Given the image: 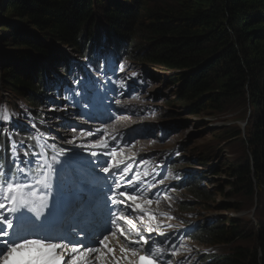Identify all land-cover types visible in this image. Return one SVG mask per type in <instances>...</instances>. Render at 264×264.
<instances>
[{
	"label": "trees",
	"instance_id": "1",
	"mask_svg": "<svg viewBox=\"0 0 264 264\" xmlns=\"http://www.w3.org/2000/svg\"><path fill=\"white\" fill-rule=\"evenodd\" d=\"M103 45L124 62L171 74L168 79L180 86L177 99L188 107L198 101L189 107L198 116L228 113L243 120L247 127L229 132L236 140L243 136L244 153L224 167L225 185L234 196L264 194L259 192L264 187V0H0V108L2 92L16 98L11 106L23 100L39 109L42 97L57 91L49 85L53 70L71 71L70 58L57 48L89 61ZM141 60L144 65L137 63ZM90 64L101 70V63ZM31 142L37 155V138L24 128L9 134L0 112L2 183L7 169L16 178L11 156L23 159ZM49 156L51 162L56 158ZM52 164L59 168L57 160ZM181 189L196 200L208 201L214 194L192 180ZM218 193L231 195L223 188ZM222 207L243 211L237 203ZM213 221L201 224L195 235L215 249L203 264H264L262 220L256 225L248 218Z\"/></svg>",
	"mask_w": 264,
	"mask_h": 264
},
{
	"label": "rangeland",
	"instance_id": "2",
	"mask_svg": "<svg viewBox=\"0 0 264 264\" xmlns=\"http://www.w3.org/2000/svg\"><path fill=\"white\" fill-rule=\"evenodd\" d=\"M57 50L66 56L68 55V57L75 56L72 52L69 54L70 50L65 48H57ZM97 52L98 55L94 60L97 63H101V70L97 68L93 70L88 67V64L81 62L83 69L92 76L87 83L75 64L67 76H61L59 71L54 69L53 74L50 76V81L51 83H56V78H59L61 83L56 86L57 91L54 94L48 93L47 96L42 97L39 109L28 108L29 106L23 100H18L16 105L10 106L16 98L3 93L6 104L12 108V116L10 118L12 121L19 120V126L24 125L31 128L35 120L38 123L37 127L43 129L45 134L39 141L43 145L50 147H53V142H55L56 152L64 160L65 164V171L62 173L64 175L69 174L71 180L68 190L65 191L63 189L64 192L67 193L78 188V185L71 179V172L67 169L69 167L78 168L77 164H73V151L80 153L82 156H88L90 159V152L95 149L91 147L92 145H97L101 142V144H107L110 148L109 142L131 134V142H134L131 145V149L134 151L133 154L141 158L142 164L146 165L148 170L147 173L143 169L138 168L139 178L144 179L154 176L156 185L168 191L167 194L160 193L155 198L157 204H151L153 205L152 212L155 215L153 222L166 229L172 236L178 237L175 233L182 227L180 221L192 219L189 212L181 209L182 203H188L187 207L192 208V212L198 213L204 221L210 219H212V222H214L213 220L226 221L227 218L241 217L246 214L254 224L257 222L255 219L256 215H259V221L262 220L264 222V194L260 196L257 194L253 198L234 196L230 185H225L228 177L222 174L224 167L230 166L243 158L244 149H242L240 143L243 136L239 135L236 140V138H231L232 136L229 132L235 133V128L247 127L245 122L240 118L236 119L235 115L228 113L214 114L215 112H204L206 113L204 116H198L191 112L190 109H185L188 107L186 102L178 101L176 95L180 91V86L172 83L167 77L171 76V74L165 75V72L160 67L152 66L144 69L126 61L119 64L120 61H124L123 58H120V56L114 57V54L109 52L106 46H101ZM144 55L145 53L140 54L141 57ZM136 59H139V57ZM137 63L140 65L145 64L142 60L137 61ZM49 85L53 86L50 83ZM75 88L77 89L75 90ZM117 100H119L118 104L116 103ZM96 101L103 103L107 113L110 112L111 105L114 106L115 111L119 112L118 116L105 122L95 120L97 119L95 116L98 114L95 109L99 106ZM197 102H192L191 106H196L195 103ZM120 103L125 107L128 104L130 109L135 108L131 109V111H127L128 108L124 110V116H128L132 121H130V128H127L128 131L115 128V125H118L117 122L122 118ZM90 107H92V111H87L86 113L85 109H91ZM0 112L2 118H7L4 107L0 108ZM90 113H93V115ZM35 114L39 116L38 120ZM7 122L10 123L9 120ZM66 122L79 126L82 125L78 124V122H82L83 126L88 128L81 127L73 131L70 128L61 126ZM8 123H5L4 126L12 133L13 131L11 130L15 127L10 126ZM107 124H109L108 127ZM125 125L123 126L125 127ZM237 125L239 126L236 127ZM88 129L93 130L91 136L87 134ZM133 130L137 131L134 132ZM68 139L73 140V143H67ZM11 146L15 149L14 145ZM33 148L35 149V146L31 142L28 150L31 151ZM61 148L68 151L61 154ZM174 150L176 151L175 159H183L178 162L177 169L186 171L193 178H201V186L210 194L214 193L211 200H194L189 198L186 191L178 193L172 190L173 178H167V174L171 168L169 159L174 155L172 153ZM99 151H103V149L99 148ZM113 152L114 155L119 154V149L114 148L111 154ZM205 153H207L208 158L203 157ZM43 156L45 159V154ZM148 161L149 164H147ZM83 163H87V161L85 160ZM30 186L35 188V184L30 183ZM220 188H223L225 194L231 193V195L219 194ZM41 189H44V192H41ZM262 190H264V187H260L259 192H263ZM80 191L84 192L85 195L88 194L83 189ZM146 192V185L141 186L140 193ZM29 193L31 195L38 194L46 198L49 208H51L53 198L49 197L54 194L52 186L50 188L37 186V189H32ZM142 203L148 206L147 203ZM223 203H237L242 207L243 211H238L239 213H237L223 210ZM51 210L55 212V209ZM36 213L37 211L34 210L29 212V215L35 216ZM162 214L172 215V223L169 225L165 224L159 217ZM45 215L46 212H42L41 217L43 218ZM41 217L40 220H43ZM163 218L167 222L170 220L169 216H163ZM244 218L246 217H241V219ZM48 219L44 221L45 224L48 223ZM70 220L74 222L75 219L72 217ZM87 221L73 223L72 235H76V232L84 235L91 230L94 226L93 221ZM89 223L91 226H89ZM68 226V224H64L56 228L49 227L46 231L36 230V234H47L57 238L64 235V229ZM63 242L61 240L62 244ZM152 244L153 250L160 247L158 243L152 242ZM177 245L178 248L174 257L171 251L169 253L171 259L169 264H202V258L205 254L202 246L198 248L194 246L192 241H178V239ZM64 247L66 248L67 246ZM81 263L82 260L77 261V264Z\"/></svg>",
	"mask_w": 264,
	"mask_h": 264
},
{
	"label": "snow or ice",
	"instance_id": "3",
	"mask_svg": "<svg viewBox=\"0 0 264 264\" xmlns=\"http://www.w3.org/2000/svg\"><path fill=\"white\" fill-rule=\"evenodd\" d=\"M116 103L118 104L119 100ZM61 126L70 128L73 131L80 128L79 125L67 122ZM34 127L35 124H33ZM92 131V129H88L87 134L91 136ZM133 131L135 132L137 130ZM127 137L124 142L130 143L132 138L131 134H127ZM9 139H11V135ZM67 143L72 144L73 140L68 139ZM55 146V142H53V147L55 148ZM20 147H24V145L21 144ZM91 147L103 149L99 159L92 160L88 156H82L80 153L73 151V164H79L80 168L79 170L76 167L67 168L72 174L71 179L78 185L77 189L65 193L59 182V175L65 169L56 168V195L53 198L51 208L47 215L43 217V220H40L41 214L39 212L35 216L29 215V212H33L34 209L30 207L29 197L24 191L25 189H28L29 192L31 191L29 188L31 181L24 169L25 167H32L36 163L37 157L34 148L31 150L32 159H28L30 152L26 148L24 161L17 162L13 160V164L16 165L19 163L21 169L15 179L13 178V169H7L3 172V183H0V264H77L75 259H66L63 256L64 246H81L87 253H96L99 250V245H104L107 248V244H105V240L107 239L106 233H113L111 224L115 221L111 217L114 212H127V224L132 226V228L136 227L134 219H142L145 212L144 206L137 203L140 195L139 185L134 183L132 178H129L125 183L131 186H125L119 192V196L124 197V200L117 201L116 199H112V184H115L119 188L121 186L120 183H117L116 179L113 178L110 184L108 182L109 177L102 176L103 185L98 186L96 178L101 176L100 172L97 171L98 168L104 172H108V161L103 157L106 152H112L116 145H112L111 148L107 144L92 145ZM66 151L68 150L64 148L60 149L61 154ZM90 156L96 157L97 151H91ZM85 160L87 163H83ZM127 169L128 165H125L124 168L119 169L111 175L113 177L119 176L120 173L126 172ZM81 189L85 190L88 194L85 195L84 192L80 191ZM41 192H44V189H41ZM158 195V192L152 193L147 203L151 204L152 200ZM68 201L78 203L79 205L73 210V218L78 222L87 220L89 216H92L94 219L105 217L106 222L103 230L97 229L94 232H86L84 239H78L72 235V225L69 224L64 229L63 236L54 238L47 234L37 235L36 230L46 231L53 224H57L50 223L46 225L44 223L50 216L55 215L59 218L66 216V203ZM109 201L112 205L120 203L124 207L109 208ZM51 209H55V212ZM128 209H132V211H128ZM136 210L139 211L134 216ZM147 215L149 219H155L153 213L149 212ZM153 230L157 231L163 237V239L155 241V243L160 245L157 251L163 252L164 246L167 245L172 250V255H175L176 249L178 248L177 239H182V237L165 235L160 231L159 225L155 229H149V232ZM135 235L137 239L131 243L125 237V243L128 244V250L132 256L137 257L138 255L136 244L139 241H143V244L147 247L144 248L145 254L139 255L136 259H130L129 264H154L152 258L153 244L149 242L152 240V237L149 236L145 239V236L139 231ZM61 240L64 241L63 244ZM72 251L76 253L78 251L77 247H73ZM109 251H112V249H109ZM121 251H124V249L122 248ZM156 264H161L159 257L156 258ZM163 264H169V260L165 259Z\"/></svg>",
	"mask_w": 264,
	"mask_h": 264
},
{
	"label": "bare ground",
	"instance_id": "4",
	"mask_svg": "<svg viewBox=\"0 0 264 264\" xmlns=\"http://www.w3.org/2000/svg\"><path fill=\"white\" fill-rule=\"evenodd\" d=\"M104 25V24H103ZM117 62H119L118 60H116ZM128 63H130V62H128ZM119 64H122V63H120L119 62ZM132 64V63H131ZM135 66H137V65H135ZM101 67H102V65H101ZM137 67H139L140 68V66H137ZM141 67H143L144 69H145V66H141ZM151 68V67H150ZM102 69V68H101ZM125 69V68H124ZM150 70V69H149ZM165 77V76H164ZM54 88H56V87H54V86H52L51 87V89L52 90H54ZM99 90V89H98ZM178 93V92H177ZM116 95V94H115ZM75 98V97H74ZM176 98H177V95H176ZM120 99V98H119ZM77 101V100H76ZM179 101V100H178ZM115 104V103H114ZM119 106L120 107H122V109H120V113H121V115H122V118L117 122L118 123V125H115V128H119V129H124V130H126V131H128V129L127 128H130V118L128 117V116H124V110L125 109H127L128 108V110L127 111H131V109H135V108H131L130 109V107H129V105L127 104V107H125L123 104H119ZM70 108V107H69ZM113 109V113H111L110 114V116H105V117H103V119H102V121L103 122H105V121H107L108 119H110V117H111V119H113L114 117H116V116H118V114H119V112H117V111H115V109H114V106H112L111 105V110ZM185 109H189V107H186ZM111 110H109V111H111ZM35 111V110H34ZM135 111V110H134ZM131 113V112H130ZM137 114V113H136ZM135 114V115H136ZM73 117V116H72ZM79 119V118H78ZM132 119V118H131ZM132 122V121H131ZM109 123V122H108ZM126 124V125H125ZM94 125H96V124H94ZM123 125H125V127L123 126ZM109 126V124H107V127ZM118 126H120V127H118ZM121 127H123V128H121ZM15 131H17V132H19V128L18 127H15ZM149 133H151V132H149ZM113 145H116V144H113ZM117 150L119 149L118 147H117V145H116V147H115ZM51 150H54V147H52L51 146ZM124 151H125V149H124ZM126 152H130V151H126ZM17 155V154H16ZM121 155H122V153H119V154H116V155H114V154H111V157H115V158H117V161H118V156L119 157H121ZM18 156V155H17ZM52 156H55L56 157V155L55 154H52ZM181 160H183V159H179V160H173L172 162H170V165L172 166V167H174L173 165L176 163H178L179 161H181ZM57 161L59 162V164H58V166L59 165H61V164H63L64 163V160H59V159H57ZM119 162V161H118ZM37 164H39L38 162H36ZM1 164V163H0ZM124 164H125V162H124ZM2 165H4V164H2ZM6 167V166H5ZM16 167H17V170H21L20 169V167H19V163H17L16 164ZM60 169H64V168H61V167H59ZM3 169V168H2ZM109 170H113V165L112 164H109ZM138 171L139 169L138 168H136V165L134 164V163H130V167L127 169V171L126 172H124V175L125 174H132L134 171ZM24 171H25V173L26 174H30V173H41L42 175H43V177H45L46 175L48 176L49 174H51V177H53V179L57 182V173H56V169H54V166H53V164H51V158H50V156H48V164L46 165V166H43V168L42 167H40L39 166V168H36L35 170H33V171H30L29 172V170H28V167H25V169H24ZM39 171V172H38ZM97 171L98 172H100V177H97L96 178V180H97V182L101 179V178H103L102 176H107V177H109V178H111L112 177V175L111 174H109L108 172H104L102 169H97ZM66 172H67V170H66ZM64 173V172H63ZM63 173H60V175H59V181H65L66 180V183L67 184H70V182H71V180H70V178H69V174H67V175H65V176H63V177H60L61 175H63ZM139 179H141V178H139ZM190 179V178H189ZM191 180V179H190ZM121 185V188L119 187H115L114 188V192H112L113 194H119V192H120V189H122L123 190V188H124V182L123 183H121L120 184ZM140 188H141V186H140ZM184 192H185V190L184 189H182ZM55 195H56V191L54 192V194H52L49 198H54L55 197ZM35 196L36 197H38V198H41V199H39L40 201H41V203H42V207L44 208L45 206H46V202L44 201V200H42L44 197H41V196H39L38 194H35ZM121 197V196H120ZM46 199V198H45ZM45 202V203H44ZM141 205H143L144 207H146V208H148V206L147 205H144V203H140ZM66 209H67V211H66V216L64 217V218H59V217H56L55 215L54 216H50L49 217V220H50V222H49V224L50 223H57V224H53V225H63V224H68V223H70V218H71V215L70 214H68L69 212V209H73V207L72 206H69V205H66ZM108 207L109 208H120V207H124V205H122V204H120V203H118L117 205H112L110 202L108 203ZM148 210H150V209H148ZM183 210H186V209H183ZM46 211L48 212V209H46ZM128 211H130V210H128ZM127 213V212H126ZM183 213V212H182ZM114 214H116L117 216H118V222H119V227H118V232H119V234L122 236V237H127L128 239H130V240H136V238H135V233L137 232V231H139V232H141L143 235H148V233H147V231H146V228H144V229H142V230H137L136 229V227L135 228H132V226H130V225H128L127 224V217H126V215H125V213L124 212H114L113 213V215H112V217L111 218H113V219H116V216L114 215ZM123 216H124V219H123ZM247 218H249L248 216L246 217V219ZM255 219H256V221H259V215H256L255 216ZM134 221H135V219H134ZM78 221L75 219L74 220V222H72V223H77ZM105 222H106V219H105V217H102L101 219H100V222L99 223H97L91 230H89L88 232H94L95 230H97V229H100V227L102 226V225H104L105 224ZM141 222L142 223H146V220L145 219H141ZM212 222V221H211ZM115 225H118L117 223H115ZM156 226V225H155ZM123 233V234H122ZM156 233V232H155ZM164 234H165V232H164ZM84 237H82V239H84L85 238V234L83 235ZM97 238H99V237H97ZM163 239V238H162ZM196 238H194V239H192V240H195ZM150 243H152V242H150ZM105 244H107V248L104 246V245H99L98 246V248H99V250L96 252V253H98L97 254V256H95V253H87L86 251H81V252H76V253H74L73 251H72V249H73V246L71 247V248H65V250H64V257L67 259V258H72L73 256H74V258H72V259H75L76 261H78V260H82V263L81 264H110L111 262L112 263H118V264H122L121 263V260L122 259H124V257H119V256H117V254H118V252H116L115 254H114V252H113V248H118V247H124V256H126V255H128V254H130V251L128 250V247L125 245V244H122V243H118V244H116V246L115 247H113L112 245H110L109 243H108V240H105ZM65 246H68V245H65ZM75 247H77V249H79V248H82L81 246H75ZM143 247L144 248H146L147 246L146 245H144L143 244ZM109 249H112V251H109ZM66 250H68V254L67 255H65V252H66ZM122 255V254H121ZM86 256H89L91 259H93V262H87L86 261ZM125 260V259H124ZM127 262L129 263V260H127Z\"/></svg>",
	"mask_w": 264,
	"mask_h": 264
}]
</instances>
